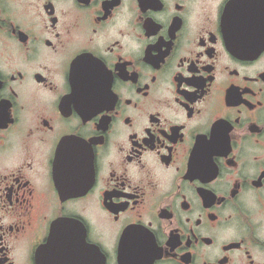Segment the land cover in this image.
Returning <instances> with one entry per match:
<instances>
[{
  "label": "flooded vegetation",
  "instance_id": "obj_1",
  "mask_svg": "<svg viewBox=\"0 0 264 264\" xmlns=\"http://www.w3.org/2000/svg\"><path fill=\"white\" fill-rule=\"evenodd\" d=\"M0 264H264V0H0Z\"/></svg>",
  "mask_w": 264,
  "mask_h": 264
}]
</instances>
